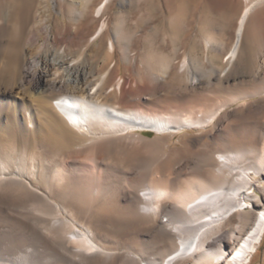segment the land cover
<instances>
[{
    "label": "bare ground",
    "instance_id": "6f19581e",
    "mask_svg": "<svg viewBox=\"0 0 264 264\" xmlns=\"http://www.w3.org/2000/svg\"><path fill=\"white\" fill-rule=\"evenodd\" d=\"M165 7L177 10L170 18L176 37L183 12L205 5L168 0ZM12 48L0 59V264H248L264 237V123L239 144L230 129L264 112V77L232 94L242 103L223 116L221 104L207 116L170 115L127 107L116 95L115 104L100 101L109 75L95 84L79 59ZM107 52H114L111 41ZM157 62L154 71L165 75L164 60ZM200 81L193 74L190 86ZM187 131L194 135L182 134L181 147L170 142Z\"/></svg>",
    "mask_w": 264,
    "mask_h": 264
},
{
    "label": "rangeland",
    "instance_id": "374dc122",
    "mask_svg": "<svg viewBox=\"0 0 264 264\" xmlns=\"http://www.w3.org/2000/svg\"><path fill=\"white\" fill-rule=\"evenodd\" d=\"M104 1L0 0V59L12 52V44L33 53L44 49L62 52L67 62L79 59L78 65L87 74L93 73L94 83L108 73L105 92L98 98L100 101L115 104L116 95L121 100L126 99L130 105L127 103V107L133 105V108L144 107L150 111L154 107V111L170 112V115L175 111V114L183 112L180 116L188 111L185 116L192 117L194 114L195 117L204 116L205 112L207 116L220 104L216 110L218 116L237 110L242 102L232 101L231 95L235 97L236 92L245 91L264 77V1L253 5L256 0H203L205 8L183 12L177 38L172 37L175 25L170 20L177 10L170 12L165 7L168 0H153L151 12L144 7L147 0H107L103 5ZM100 7L102 10L97 13ZM247 7L251 10L243 37L236 55L230 58L238 23ZM101 26L104 29L102 34L91 42V37ZM109 41L114 45L113 53L107 52ZM159 59L164 60L163 66L167 68L163 76L154 71ZM182 62L188 64L183 71L180 70ZM254 72H258L255 78L252 77ZM193 74H197L201 81L192 88ZM153 76L164 78L153 82ZM150 91L155 95L149 98ZM256 99H247L246 102ZM181 101L184 103L180 104ZM6 102L11 103L10 100ZM1 103L4 104L5 100L0 98ZM12 109L10 104L5 113L10 115ZM258 115L256 119L240 122L230 129V134L234 133L232 143L237 140L239 142L234 144H239L246 138L249 142L253 140L252 136L264 123V112ZM215 122L213 120L209 125L213 126ZM232 122L225 121L224 125ZM235 128H238L237 132ZM240 131L246 135L242 136ZM146 134L150 138L154 136L152 132ZM182 134L191 137L194 132L178 133L170 142L181 147L178 141L184 139ZM206 141L203 143H209ZM217 142L215 145L222 146L220 140ZM123 165L120 168L127 171V166L123 168ZM243 207L250 209L248 204ZM261 209L264 210V205ZM252 255L248 264H264V237Z\"/></svg>",
    "mask_w": 264,
    "mask_h": 264
}]
</instances>
